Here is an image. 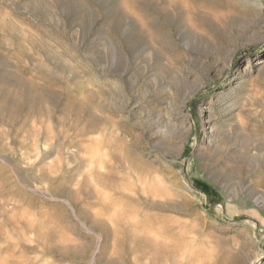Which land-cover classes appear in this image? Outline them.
Instances as JSON below:
<instances>
[{"label": "rangeland", "instance_id": "374dc122", "mask_svg": "<svg viewBox=\"0 0 264 264\" xmlns=\"http://www.w3.org/2000/svg\"><path fill=\"white\" fill-rule=\"evenodd\" d=\"M262 58L264 0H0V264H264Z\"/></svg>", "mask_w": 264, "mask_h": 264}, {"label": "bare ground", "instance_id": "6f19581e", "mask_svg": "<svg viewBox=\"0 0 264 264\" xmlns=\"http://www.w3.org/2000/svg\"><path fill=\"white\" fill-rule=\"evenodd\" d=\"M255 66L263 67L264 66V58L259 59L255 62ZM205 113V107H202L199 111L200 115H203Z\"/></svg>", "mask_w": 264, "mask_h": 264}]
</instances>
